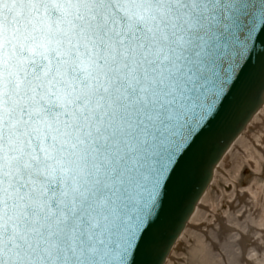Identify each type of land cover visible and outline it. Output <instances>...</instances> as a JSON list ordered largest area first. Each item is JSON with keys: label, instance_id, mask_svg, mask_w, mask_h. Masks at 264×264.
I'll return each mask as SVG.
<instances>
[{"label": "snow or ice", "instance_id": "1", "mask_svg": "<svg viewBox=\"0 0 264 264\" xmlns=\"http://www.w3.org/2000/svg\"><path fill=\"white\" fill-rule=\"evenodd\" d=\"M258 44L264 0H0V264H139Z\"/></svg>", "mask_w": 264, "mask_h": 264}, {"label": "water", "instance_id": "2", "mask_svg": "<svg viewBox=\"0 0 264 264\" xmlns=\"http://www.w3.org/2000/svg\"><path fill=\"white\" fill-rule=\"evenodd\" d=\"M264 45H257L252 63ZM264 59V57H259ZM264 103V71L259 67L246 73L243 87L221 111L212 128L202 139L201 148L189 156L181 184L173 188L162 201V211L154 227L152 251L139 257V264H165L172 248L185 230L197 203L213 178V171L231 144L242 133Z\"/></svg>", "mask_w": 264, "mask_h": 264}, {"label": "bare ground", "instance_id": "3", "mask_svg": "<svg viewBox=\"0 0 264 264\" xmlns=\"http://www.w3.org/2000/svg\"><path fill=\"white\" fill-rule=\"evenodd\" d=\"M252 147L264 150V105L215 167L210 186L176 242L175 246L186 240L193 241L200 250L199 264H264L263 233H253L250 226L234 222L231 218L226 221V224H223L218 216H213L214 219L209 220L205 212L209 201V189L215 181L217 170L225 165L227 159L230 161L243 149ZM242 197L240 192L236 194L239 201ZM172 256L173 251L165 264H169Z\"/></svg>", "mask_w": 264, "mask_h": 264}, {"label": "rangeland", "instance_id": "4", "mask_svg": "<svg viewBox=\"0 0 264 264\" xmlns=\"http://www.w3.org/2000/svg\"><path fill=\"white\" fill-rule=\"evenodd\" d=\"M239 192L243 196L240 201L236 198ZM205 212L209 220L218 216L226 224L231 218L234 222L250 226L253 233L264 234V230H261L264 229L263 149H243L230 161L226 160L225 165L217 170L215 181L209 189ZM199 257V248L193 241L186 240L175 246L169 264H199Z\"/></svg>", "mask_w": 264, "mask_h": 264}]
</instances>
